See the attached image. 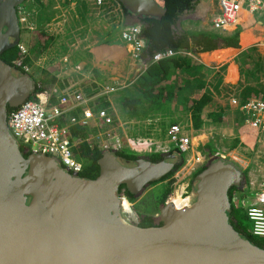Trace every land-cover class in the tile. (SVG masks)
<instances>
[{"label":"water","instance_id":"1","mask_svg":"<svg viewBox=\"0 0 264 264\" xmlns=\"http://www.w3.org/2000/svg\"><path fill=\"white\" fill-rule=\"evenodd\" d=\"M23 1L0 0V264H264V248L230 222L228 191L242 172L227 159L210 158L193 176L189 204H162L155 212L161 224L141 226L124 218L119 188L141 194L172 170L174 154L152 161L106 152L94 178L54 155L24 156L7 114L33 83L1 58L19 37ZM119 1L138 17L166 10L157 0Z\"/></svg>","mask_w":264,"mask_h":264},{"label":"trees","instance_id":"2","mask_svg":"<svg viewBox=\"0 0 264 264\" xmlns=\"http://www.w3.org/2000/svg\"><path fill=\"white\" fill-rule=\"evenodd\" d=\"M53 1L54 0H48L47 3L40 0H24L19 4V8L27 12L26 16L29 17L30 15V17L26 21L33 22V26H35L36 29L34 30V32H31V34L29 33L30 35L23 40L21 39L19 34V37L15 41L14 45L1 54V58L5 62L10 64L16 72L23 73L32 80L33 90L30 94V97H35L34 94L37 91L45 90L52 84V82L56 78L55 76H53L52 71L59 68L60 66L59 62L50 64L47 66V68H43L44 70L41 75L36 76L32 73V71L29 70V67L35 64V62L32 60L33 55L35 53L36 55H42L44 52H48L52 48L56 52H58L61 57L68 53L70 54L67 45L58 41V37L55 36V30H46V22L50 20L52 21L51 18H53L54 16V11L48 9L47 5L50 3L53 4ZM71 1L72 0H56V2H58L62 7V14L59 15L58 18L62 19L63 21V12H65L66 15L69 12L71 14H74V26L79 28V33L82 36L84 35L85 31L88 30V26L84 25V23L87 22V12L92 9V5H97L98 8L102 9L101 11L108 14L110 16L108 19L113 23H115V21L119 18L120 13H122L123 15L131 14V12H129V10H127L119 0H103L100 4H97L95 0H77L78 2L74 7H71ZM193 5L194 0H163V6L165 7L166 11L160 17L147 16L140 18L138 22H135L134 20L133 22L123 23L121 31L123 29L129 28L131 25H137L140 29V37L143 40V47L146 49L140 54L139 60L142 61L143 65H145V69L130 85L119 89L113 99L115 101V105L118 108L119 115L124 119H142L147 117L160 119L158 121V125L160 128L159 130H147L145 127L140 126L138 132H140V135L142 136H159L161 134H165L168 127L172 123L176 122L174 114L178 109L179 112L191 113L193 127L196 129H199L205 123H223L224 115L226 116V113L233 110L235 125L234 131L236 135L232 136L233 139L226 147V150L235 149L237 148L238 144H240L237 126L241 127V125L244 124V119L247 117L246 115L249 114L245 112L243 104L248 99L264 101V84L260 85V89L258 91L254 89H248L246 93L243 94L238 106L232 109L229 108L228 103L222 105L215 99H213L214 85L216 86L217 84H214V81H212L211 83L208 82L207 85H205L204 77L198 78L197 81H199V83L197 84L184 78H179V80L170 72V63L168 59H159L156 61L152 60V56L155 52L162 51L167 48L173 50L189 49L193 52H199L214 49L224 44L226 46H238L239 29L230 34L228 38L221 37L214 33H207L206 31L185 30L184 28L179 29L175 24L176 20L185 9L191 8ZM119 6L122 8L121 12L120 9H118L119 12L116 10L117 8H119ZM19 8L17 9V17L20 24V33L21 29H23L24 32H30L33 27L31 28V25L27 24L26 21V26L23 25V21L20 20ZM65 31L66 32L64 34V38H66V40L68 38L72 40L76 39V36L71 34L68 29H65ZM243 35L244 38L242 44L245 45L247 44L246 37H248L249 35ZM217 39H222L221 45L217 43ZM19 42L23 43L26 46L27 51L25 53L19 52L17 46ZM58 44L59 46H61L60 49H58L59 46L55 47ZM255 56V61L252 65L248 67L243 65V67H245V69L247 70H250L249 72H253L254 75L256 74L255 72H261L264 74V56L258 57V54ZM71 57L74 58L73 60L76 61L75 63L80 68L81 73L78 74V78L82 77L83 73L89 72L91 68V64L88 61L91 57L89 51H87L86 49H75L74 52L71 53ZM182 65H184L183 61H181L179 66ZM90 72L91 78H95L96 76L99 81H106V77H101L100 73L97 72V70L93 67L91 68ZM87 80L93 81L89 79ZM88 81L84 80V83L81 86V89L85 95L91 94L99 88V85H97L96 82ZM186 83H189L194 89L197 88L200 91H197L196 93L193 92L192 96L189 98L187 96V93L185 92ZM39 84L42 85V87L39 86ZM222 84L223 85L219 83V87L225 92V94H227V96H230L232 98L235 97L236 99L237 97L239 98L241 96V91L239 90L240 83L236 82L234 84ZM52 98V101H56L57 96L53 95ZM94 100H92L91 102H94ZM107 105H109V103L107 101H103L99 106ZM72 131L74 135L79 136L83 139L81 142L77 143L74 146V151L78 154L79 157H81L84 163L83 169L78 174L82 177L94 178L99 171V159L106 152L112 151H102L93 143L85 141L84 138H86L87 134L82 126L76 125L72 127ZM212 138L213 137H211L210 139ZM18 143L21 151L24 153V156L27 157L32 153L29 149H27L25 145L21 144L20 142ZM217 146V141L215 142L214 140H209L208 144L205 145V148L201 146L200 149L203 152L207 151L209 153H213L217 149H221V147ZM172 152H179V149H170L168 153L150 152L144 155H146L149 160L157 161L161 160L165 154H169ZM113 153L117 157L129 160L144 157L143 155L136 154L138 153L137 151L129 149H119L114 151ZM177 166L178 163L174 164L172 170H170L167 175H165L159 181L151 183L150 186L169 179L170 174L175 170ZM205 166L206 165L204 163L197 167L194 170L192 176L200 172ZM244 169L245 171L247 170V168ZM245 171H242L240 182L237 185L231 186L228 191V196L230 199V222L238 233L242 234L250 242L264 248V237L253 235L250 231L249 225L247 226V224L245 223V198H241V196H238L237 193V190H241L244 187L248 186V177L247 175H245ZM122 187L125 186L121 185L119 188V192L122 191ZM191 187L192 181L189 182L188 185V188ZM169 191L170 187L168 186L163 189V192L161 191L162 193L157 191L155 197L159 204L161 203L162 205L163 202L165 203V197ZM172 198L175 200V204L177 206L182 205V200H180L176 196H173Z\"/></svg>","mask_w":264,"mask_h":264},{"label":"built area","instance_id":"3","mask_svg":"<svg viewBox=\"0 0 264 264\" xmlns=\"http://www.w3.org/2000/svg\"><path fill=\"white\" fill-rule=\"evenodd\" d=\"M102 1L95 0L97 4ZM244 2L247 3L250 11L264 9V0H217L218 9L211 18L212 26L221 30L228 29L237 22ZM22 11L19 8L20 20L23 21L25 17L27 18V12ZM120 38L130 45L132 55L136 57L140 55L143 40L137 25L123 29ZM17 46L20 53L27 51L23 43L19 42ZM172 53L174 50L170 48L157 51L152 59L156 61ZM76 69L79 71V66ZM77 83L70 78L65 85L61 87L54 85L50 90H39L34 94L35 97H28L18 106L9 109L7 125L13 137L32 153L54 155L61 165L76 173H79L84 166L83 160L74 151V146L83 140L73 134L72 127L76 125L88 128V130L84 129L87 134L85 141L93 143L102 151L129 149L138 153H166L176 148L181 152H192L188 159L192 164L194 161L204 163V154L197 152L195 156L193 155L196 136L192 135L190 128L186 129L184 125L177 122L172 123L164 139L128 134L124 130V122L115 118L113 108L109 105L99 106L100 97L104 94L85 95ZM114 89V86L105 85L102 90L111 92ZM53 93L57 96L56 101L51 100ZM92 100L94 102H91ZM231 101L238 106V99L233 97ZM243 108L246 113H249L244 119L247 133L256 136L264 131V101L248 99L243 104ZM198 149L201 150L200 147ZM228 153L224 148L217 149L210 153L208 158H226ZM181 196L187 197L182 194ZM165 202L181 208L190 200L181 206H177L171 197H168ZM245 211L251 222V233L264 237V181L260 183L254 196L245 206Z\"/></svg>","mask_w":264,"mask_h":264},{"label":"crops","instance_id":"4","mask_svg":"<svg viewBox=\"0 0 264 264\" xmlns=\"http://www.w3.org/2000/svg\"><path fill=\"white\" fill-rule=\"evenodd\" d=\"M76 1L77 0L72 1L73 7L76 6ZM157 1L163 5V0ZM54 2L53 4L50 3L47 5L48 9L54 11V16L53 18H51L52 20L55 19L57 15H59L56 12L57 5H55ZM118 9H120V12L122 11V8L120 6L116 10L118 11ZM217 9V0H194V5L191 8L185 9L181 13L175 24L179 29L184 28L185 30L206 31L207 33H214L224 38H228L230 34L239 29L237 47L226 46L224 44L214 49L199 52H193L189 49L175 50L174 53L162 59L169 60L170 72L175 75L177 79L184 78L197 84L199 83L197 79L204 77L205 85H207L208 82L211 83L212 81L215 82L214 84L217 83L216 86L214 85L213 99H215L222 105L228 103L229 108L233 109L237 107V105L231 101L232 97L227 96V94H225V92L221 90V88L219 87V83L221 85H223L222 83H240L239 90L241 91V96L239 98L237 97L239 101L248 89H254L258 91L260 89V85L264 84L263 73L255 72L256 74L254 75L253 72H249L250 70H247L245 69V67H243V65L246 67L252 65L255 61V55L258 54V57L264 56V19L262 18L263 9L250 11L248 9L247 3L244 2L242 4V8L240 9L237 22L233 23L226 30L220 29L217 32H214L211 18L213 17ZM101 10L102 9L98 8L97 5H92V9L87 12V22H85L84 25L88 26V30L85 31V45L83 46V48L89 51L91 54V57L88 60L91 64V68L93 67L94 69H96L97 72L100 73L101 77H106V81L101 82L96 76L95 78H91V68L89 72L82 74L83 79L80 80L78 78V74H80L81 72L76 71L77 69L73 65L64 63L60 64L59 68L52 71L53 76H55L56 78L52 82L53 85L51 84L50 86L53 87L54 85H57L58 87H61L65 85L70 78L78 81L77 85L80 83L83 84L84 80L88 81L87 79L93 80L97 83V85H99V88L95 92L88 95L95 96L96 94L103 93L104 95L100 97L101 103L103 101H107L109 103V106L114 109L113 114L115 118L120 122H124V130L128 134L135 136L140 135V132H138L140 126L145 127L147 130H159L160 128L158 125V121L160 119L158 118H122L119 115L118 108L115 105V101L113 99L119 89L130 85L141 74V72L145 69V65H143L142 61H140L139 58L133 57L134 55L131 54L130 45L120 39L119 34L122 28L119 30L118 34L117 32L114 33V35L116 36V40L110 42V39L113 38L111 37L112 33H110L112 32V26L116 22L128 23L133 22L134 20L135 22H138V20H140V18L142 17H138L133 13H131L130 15H123L122 13H120L119 18L115 21V23H113L108 19L110 16ZM161 15L150 17H160ZM243 34L249 35L248 37H246L247 44L245 45L242 44L244 38ZM101 35H104V39H101L100 41ZM217 41V43L221 45L222 39H217ZM145 49L146 48L143 47L141 53ZM181 61L184 62V65L179 66ZM188 84L189 83L185 84V92L190 98L193 92L196 93L200 90L197 88L194 89L190 84ZM105 85L114 86L115 89L111 92H103L102 89ZM178 112L179 109L175 112V114ZM185 114V117L187 116L188 124L193 130L191 113L189 112ZM225 117L226 116L224 115V118ZM237 127L240 142L247 141V136L251 134L247 133L245 125L243 124L241 125V127ZM165 136L166 134H161L154 137L164 139ZM197 136L200 138L201 136L205 135L204 133H202V135H196L195 138H197ZM256 136L253 137L256 138ZM209 140L210 138H207L206 142H202V146H204V148L205 145L208 144ZM233 150L234 149H231L230 151Z\"/></svg>","mask_w":264,"mask_h":264},{"label":"rangeland","instance_id":"5","mask_svg":"<svg viewBox=\"0 0 264 264\" xmlns=\"http://www.w3.org/2000/svg\"><path fill=\"white\" fill-rule=\"evenodd\" d=\"M40 1L47 2L48 0H40ZM54 1L53 2L55 3V5H57L56 6L57 11L56 12L59 15H61L62 14V11H61L62 7L59 5L58 2H56V0H54ZM72 1L70 3L71 7H73ZM76 2H78V1H76ZM262 13H263L262 18L264 19V9L262 10ZM63 14H64L63 15V21H62V19H59L58 18L59 15H57V17L54 20H52V21L50 20V21L46 22L47 23L46 30L52 31L55 29V36L58 37V41L60 43H64L67 45V47L69 48L70 54L68 53L66 55H63L64 57L63 56L61 57V55L58 52H56L53 48L50 49L48 52H44L42 55H40V54L36 55V53H35L32 57V60L35 62V64L31 65L29 67V70L32 71V73L36 76L37 75L39 76L43 73V70H44L43 68H47L48 65L58 63V62H59V65L65 63V64H71L77 68V64L75 63L76 61H74L73 60L74 58L71 57V53L74 52L75 49L76 50H79V49L84 50V48H83V46L85 45V40H84L85 36L84 35H86V32L82 36L79 33V28L74 26V14H71L70 12L67 13V15L65 12H63ZM22 16H24V15H22ZM29 17H30V15H29ZM29 17H27V18L25 17V20H23V25H25V21ZM26 23L28 24V22H26ZM64 25H65V28H64ZM122 27H123V23H121V22L115 23L112 26V32H110V33H112L111 37L115 38L116 36L114 35V33L117 32V34H118L119 30ZM31 28L32 29L30 32L29 31L24 32V30L21 29L20 37L22 40L26 39L31 34V32H34V30L36 29L35 26H31ZM65 29L66 30L68 29L71 34L76 36V39L72 40V39L68 38L66 40V38H64V34L66 32ZM218 30H219L218 28H214V32H217ZM113 38L110 39V42L116 40V38L115 39H113ZM101 39H104V35L100 36V41H101ZM81 41H83V42H81ZM58 46H59V44L55 47H58ZM60 47L61 46H59L58 49H60ZM45 53H47L48 55ZM133 57L139 58L136 56H133ZM36 61H37V63H36ZM83 74H85V73H83ZM79 79L82 80L83 75H82V77H79ZM81 85H82L81 83L78 84V86L80 88H81ZM40 86L42 87V85H40ZM51 88H52V86L51 87L49 86L48 88H46V90H50ZM58 94H59V92H58ZM53 95H55V94L53 93L52 96ZM52 96H51V100H53ZM185 115H186L185 112H178V113L174 114V117H175L177 123L184 125L186 129L187 128L191 129V126L188 124L187 116L185 117ZM233 115H234V111L228 112V114H226V117L224 118L223 123H216V124L205 123L198 130H196L193 127V130L191 129V131L193 132L194 135H202V133H204V135H205V136H201L200 138L198 136H197V138H194L193 155L195 156L197 152H199L201 155L204 154L205 161L208 162L210 159V158H208V155L210 153L207 151L203 152V151L199 150L198 148L200 145H202V142H206V139L211 138V137H213V138L210 140L211 141L214 140L215 142L217 141V145L221 146V149L224 148L225 152H230V154L228 153L229 154L228 158H226L227 161H230L231 163H233L240 170V172L245 171L244 168H247V170L244 173L248 177V182H247L248 186L244 187L241 190H237L238 196H241V198H245V205H247L249 203V201L252 199V197L254 196L255 191L258 189L260 183L264 181V131L258 133L256 138H254L251 135H248L247 141L240 142V144H238L239 147L235 148L233 151L226 150V147L228 146L230 141L233 139L232 136L236 135L234 128H233V127H235L234 121H233V119H234ZM83 129L88 130V128H86V127H83ZM182 153L185 156V159L178 163V166L170 174L169 179L164 180V181L157 183L155 185L148 186L141 193V196H142L141 202L144 200H147L144 202L150 203V205L147 206L148 211L153 210V205H151V203L154 200V195L156 196L157 191L163 192V189L166 186L170 187V191L168 192V194L165 197L166 199L168 197H171L172 195H174L176 193H178L180 195L181 194L187 195V197H189V198L192 196V194H194V192H192L193 190L188 188L189 182H191L194 170L206 162L204 161V163H202V162H195L194 161V163L192 164L191 161H188V159L191 157L192 152H190V151L186 152L185 151ZM136 154L141 155L140 153H136ZM178 158H179V156L175 155V159L177 160ZM201 158H202V156H201ZM218 159H220V158H217L215 160H218ZM194 160H195V157H194ZM151 188L152 189L155 188L153 190L154 195L152 193H150L152 191ZM152 198H153V200H152ZM173 201L175 202L174 199H173ZM160 205H161V203H160ZM133 217H135V216L133 215ZM245 223L247 224V226L248 225H249V227L251 226V222L247 216L245 218Z\"/></svg>","mask_w":264,"mask_h":264},{"label":"flooded vegetation","instance_id":"6","mask_svg":"<svg viewBox=\"0 0 264 264\" xmlns=\"http://www.w3.org/2000/svg\"><path fill=\"white\" fill-rule=\"evenodd\" d=\"M169 154H174V155H178L179 156L178 161L175 164L180 162L179 159H181L183 157V153L181 151L172 152V153H169ZM143 156H144V158H147L146 155H143ZM205 162H207V161H205ZM191 181H192V179H191ZM155 188H153V189L151 188L152 191L150 193L153 194L154 193L153 190ZM120 193L129 202V207L127 209L125 207L122 208V214H123L124 218H126L128 221H130L132 223H135V224L141 225V226H149V225L161 224V220L159 218H156V216H155V212L158 210V207L160 206V204L157 202L156 197H155L154 194H153L154 195V200L152 198L153 201L151 203V205H153V210L152 211H148L147 210L148 209L147 206L150 205V203L149 202H144V201H147V200H144V199H143L144 201L141 202V200H142L141 199L142 198L141 194L135 195V194L131 193L130 191H128V189L126 187H122V191H120ZM193 198H194V194H192L190 199H193ZM138 207H140V208H138ZM133 215L135 217H133Z\"/></svg>","mask_w":264,"mask_h":264},{"label":"clouds","instance_id":"7","mask_svg":"<svg viewBox=\"0 0 264 264\" xmlns=\"http://www.w3.org/2000/svg\"><path fill=\"white\" fill-rule=\"evenodd\" d=\"M17 7H19V5H18ZM17 7H16V10L18 9ZM27 20H28V19H27ZM27 22H28L29 25L33 26V22H31V21H27ZM219 30H220V29H219ZM167 49H168V48H167ZM172 50H173V49H172ZM174 52H175V50H174ZM139 56H140V55H139ZM139 56H138V57H139ZM152 60H153V59H152ZM153 61H155V60H153ZM79 71H80V68H79ZM29 97H30V96H29ZM192 135H194V134L192 133ZM195 136H196V135H195ZM201 146H202V145H200L199 147H201ZM169 151H170V150H169ZM169 151H168V152H169ZM201 151H202V150H201ZM168 152H166V153H168ZM211 153H212V152H211ZM140 154H141V155H144V154H146V153H140ZM226 158H228V156H227ZM226 158H220V159H226ZM181 159H182V161H183V160L185 159V156L183 155V157H182ZM215 159H217V158H215ZM179 160H180V159H179ZM178 163H179V162H178ZM151 186H152V185H151ZM190 189H192V187H191ZM256 191H257V190H256ZM256 191H255V192H256ZM189 199H190V198H189ZM191 200H192V199H190V201H191ZM127 202H128V201H127ZM128 203H129V202H128ZM162 204H165V203L163 202ZM188 204H189V203H188ZM183 207H184V206H183Z\"/></svg>","mask_w":264,"mask_h":264},{"label":"bare ground","instance_id":"8","mask_svg":"<svg viewBox=\"0 0 264 264\" xmlns=\"http://www.w3.org/2000/svg\"><path fill=\"white\" fill-rule=\"evenodd\" d=\"M167 174H168V173H167ZM167 174H165V175H167ZM165 175H164V176H165ZM164 176H163V177H164ZM163 177H162V178H163ZM159 180H160V179H159ZM173 196H176L177 198H179L180 200H182V204L187 203V202L190 200L189 197L181 198L182 196L180 197V195H179L178 193L172 195L171 198H172ZM165 203H166V202H165ZM169 204H170V203H169ZM124 207L127 209V208L129 207V203H128V202H124Z\"/></svg>","mask_w":264,"mask_h":264}]
</instances>
